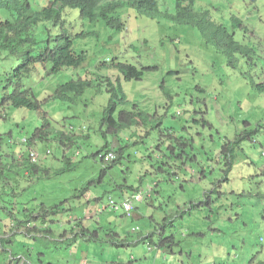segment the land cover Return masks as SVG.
I'll list each match as a JSON object with an SVG mask.
<instances>
[{
	"label": "rangeland",
	"instance_id": "rangeland-1",
	"mask_svg": "<svg viewBox=\"0 0 264 264\" xmlns=\"http://www.w3.org/2000/svg\"><path fill=\"white\" fill-rule=\"evenodd\" d=\"M171 1L159 0V9L171 7ZM196 6L230 32L232 16L238 17L242 25L234 30L235 39L251 50L229 56L209 27L178 25L137 14L132 7L120 11L126 23L121 32L82 19L74 10L71 25L81 19L86 32L95 31L75 39L74 50H86V63L52 77L36 66L32 87L42 101L40 109L0 108L7 160L16 156L15 163L21 162L31 148L39 169L57 173L38 179L37 174L20 175L19 194L7 189L8 196L0 197L21 211L18 218L23 207L32 212L38 206L37 216L42 204V210L56 206L61 213L38 226L52 229L53 238L32 237L13 233L0 208V238L18 255L4 252L0 264H160L161 255L167 264L264 260V91L256 88L264 83V0H196ZM113 61L135 65L142 75L125 80ZM85 77L95 80L83 95L73 101L51 99L58 84ZM109 104L116 117L121 111L149 116L136 117L137 124L129 127L109 128L101 122ZM46 120L54 134L60 130L70 136V146L62 149L53 135L45 142H22ZM245 130L252 135L238 141ZM106 144L124 152L102 175L99 158L92 154ZM224 147L232 162L226 161ZM63 151L72 158L71 167ZM134 191L143 200L134 202L131 215L110 206L109 198L120 203ZM77 223L98 238L73 239L74 227L80 230ZM147 235L155 243L173 235L177 256L153 244L150 251Z\"/></svg>",
	"mask_w": 264,
	"mask_h": 264
},
{
	"label": "trees",
	"instance_id": "trees-1",
	"mask_svg": "<svg viewBox=\"0 0 264 264\" xmlns=\"http://www.w3.org/2000/svg\"><path fill=\"white\" fill-rule=\"evenodd\" d=\"M22 1L23 0H0V108L10 105L9 107L14 108H25L29 110L40 109L42 101L38 98V93L32 87L35 83L33 80L36 79V76L33 75L36 66L38 67V65H40L42 72L48 70L47 75L52 77L64 68H80L86 63L87 52L86 50L77 52L74 50L75 39L77 37L83 38L94 33L81 31L73 36L65 29L62 31L56 29L57 27L63 28L65 21L64 10L67 7H69V9H77L80 15L90 19V21L102 19L103 23L108 28L116 32L124 31L126 28L125 21L121 19L120 11L123 7H132L137 14H146L145 16L151 15L153 17L159 16L166 21L174 22L178 25H191L202 31H205V29L209 27L214 36L222 43V51L229 56H234L235 53L246 55V53L251 50L248 46L242 45L235 39L236 33L234 30L237 26L241 25L240 19L232 17L233 31L230 32L222 23H215L212 21L208 11H200L196 6V0H172L171 7H167L163 11L159 9V0H49L45 10H43L44 8L37 10L36 7L22 5ZM21 9H24L25 13L30 12L34 14V17L42 12V16L35 18V21H33L34 24L24 19V16L20 14ZM249 59L250 66H253L254 61L252 57H249ZM106 63V61H103L101 64L106 65ZM112 65H116L117 68H119L125 80L138 78L142 75V71L138 70L135 65L130 63H114L113 61ZM87 66H90L89 63H87ZM97 66L96 68H98ZM93 80L95 79L92 77L90 79L85 77L78 80L71 79L63 84L60 83L57 85L56 89H53L51 99L61 102L73 101L75 96L83 95L86 90L94 84ZM110 85L109 88L113 87L112 83ZM256 88L259 91H264V83L256 84ZM164 93L169 95L166 89ZM122 99L124 102H127L125 94L122 96ZM115 111V106L109 104L104 111L105 116L102 117L101 122L106 124L109 128L118 130L121 127H129L137 124L135 118L138 116H140L141 119L149 116L143 111L134 113L130 111H121L119 116L116 117L114 114ZM3 117V119L7 118L6 115ZM48 126L49 123L46 120L42 126L36 128L26 145H31L35 139L45 142L52 135L54 136V140L59 142L62 149L71 145L70 136L64 131L57 130L56 134H54L50 128H47ZM251 135L252 131L245 130L237 140L240 141L243 138H249ZM1 140L2 136L0 134V193L8 196L7 189H12L13 191L15 189L13 195L17 196L19 192L16 191V182L18 183V178L21 176L31 178L34 174H37L38 179L50 178L51 175L57 174L52 173L49 175L46 170L39 169L36 163L30 161L29 156L24 157L22 155L23 160L17 163H15V161L18 160L19 157L17 158L14 156L13 161L10 163L9 159L7 160L8 155H4V151L2 150ZM179 144L182 145L184 143ZM110 151L114 153V158L106 162L104 161V157ZM123 152V147L113 149L106 144L100 150L96 151V153L92 154V156H97L99 158V162L102 166L101 174L104 175L110 167L123 157ZM227 153L228 150L224 147L223 155L226 161L230 158V162H232L233 158L230 155L228 157ZM63 154L67 164L71 167L72 158L68 153H64V151ZM22 171L24 173L27 172V174H22ZM42 172L45 176L41 175ZM56 172L61 173L62 170ZM200 176H205L204 171H201ZM10 182L12 183L11 185ZM151 192L152 190H150L148 196H150ZM134 193L140 192L134 191L128 196H123L122 199ZM5 200L0 197V202H3L0 208L10 219V224L14 227L11 228L13 233L17 230L21 233L32 234V237L42 236L53 238V236H51L53 235L52 229L49 227L39 228V225L44 226L48 222H53L54 220L48 217L60 214V208L58 210V208L54 206L42 210V207H46L42 204L40 214L34 216L33 211H36L38 206L33 208L32 212L27 207H23V217L20 216V218H18V214L21 211L16 213L13 207L7 206ZM31 222L34 223L35 227H30L29 224ZM75 226L80 228V230L75 231L76 227H74L73 239L82 238L85 240H92L95 237V239L98 238L96 231L90 232L88 228L80 223H77ZM93 234H95V237H93ZM150 236L151 235H147L146 237L148 238ZM148 240V245L155 244L156 248H160L161 250L163 248L167 254L170 253L173 256H177V252L174 250L177 243L173 235L162 237L157 243L153 242L151 237ZM6 241V238H0V255L4 252H6L5 255H8L7 252L9 250L6 245L8 242ZM9 252L10 254L8 257L18 256L13 251ZM161 256L162 258L159 260V263L167 264L166 261H162V259L166 258H163V255ZM254 259L255 257H252L248 264H264V260L255 261Z\"/></svg>",
	"mask_w": 264,
	"mask_h": 264
},
{
	"label": "clouds",
	"instance_id": "clouds-1",
	"mask_svg": "<svg viewBox=\"0 0 264 264\" xmlns=\"http://www.w3.org/2000/svg\"><path fill=\"white\" fill-rule=\"evenodd\" d=\"M48 1L49 0H23L22 1V5H29L30 7H36V9L38 10V9H42V8H44L43 10H45L46 9V7L48 6ZM103 1V0H102ZM42 10V11H43ZM74 10H77V9H69V7H67V8H65V10H64V13H65V21H64V26H63V28L62 27H57L56 29L57 30H60V31H62V30H66L67 32H69V34H72L73 36L75 35V34H77V33H80L81 31H85L84 29H83V25H82V20L80 19L79 21H78V23L76 24V25H71V19H72V17H74ZM79 12V11H78ZM41 13L42 12H40L36 17H34V14H31L30 12H24V9H21V11H20V14L22 15V16H24V19L25 20H28L29 22L31 21V22H33V21H35V18H38V16H42L41 15ZM79 17L80 18H82V19H85V20H88V21H90V19H88V18H85V17H83L82 15H80V13H79ZM232 17H235V16H232ZM237 19H239L238 17H236ZM212 20V19H211ZM94 21V20H93ZM90 21L91 23H95V22H98V21H100L102 24H104L103 23V21H102V19H99V20H97V21ZM213 21V20H212ZM233 21V20H232ZM34 23V22H33ZM35 24V23H34ZM105 25V24H104ZM241 25H242V21H241ZM241 25H239V26H241ZM105 27H107L106 25H105ZM111 29V28H110ZM113 30V29H112ZM56 31V30H55ZM86 32V31H85ZM91 32H93L94 34H95V31H91ZM87 37V36H86ZM86 37H83V38H86ZM29 139L27 138V139H23V141L22 142H24V143H27V141H28ZM36 140V139H35ZM31 151H33L31 148H30V150H29V158H30V161L32 162V163H37V153L35 152V151H33L34 153H35V159L33 160L32 158H31V156H30V152ZM47 153H49V150H47ZM262 154L264 155V150H263V152H262ZM110 199H112V198H109V201H110ZM114 200V199H113ZM143 200V199H142ZM141 200V201H142ZM134 209H135V207H134ZM133 209V210H134ZM118 210H121V209H118ZM123 211V210H122ZM125 213V212H124ZM126 214V213H125ZM126 215H128V214H126ZM131 215V214H130ZM153 247H154V249H157V250H159L160 252L162 251L160 248H156V246L155 245H153ZM148 249L150 250V251H152V249H151V246L149 245V247H148ZM84 264H86V263H84Z\"/></svg>",
	"mask_w": 264,
	"mask_h": 264
},
{
	"label": "built area",
	"instance_id": "built-area-1",
	"mask_svg": "<svg viewBox=\"0 0 264 264\" xmlns=\"http://www.w3.org/2000/svg\"><path fill=\"white\" fill-rule=\"evenodd\" d=\"M30 156L31 158L34 160L35 159V153L33 151L30 152ZM114 158V153L112 151H110L109 153H107V155L104 157V161H110L111 159ZM143 199V196L141 193H134L129 197H125L124 199H122V201L120 203H118L117 201L110 199L109 204L110 206L115 209H121L123 210L126 214L130 215L131 212L134 209V202H140Z\"/></svg>",
	"mask_w": 264,
	"mask_h": 264
}]
</instances>
